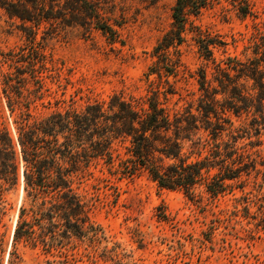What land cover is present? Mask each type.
<instances>
[{
  "label": "rangeland",
  "instance_id": "1",
  "mask_svg": "<svg viewBox=\"0 0 264 264\" xmlns=\"http://www.w3.org/2000/svg\"><path fill=\"white\" fill-rule=\"evenodd\" d=\"M247 1L252 11L247 17L232 0H212L195 20L204 32L226 43L215 49L220 62L254 57L257 29L264 28V0ZM176 2L98 0L105 22L118 32L114 42L90 24L42 26L38 40L45 38L51 62L44 87L31 96L34 118L81 112L96 101L108 103L115 94L142 102L154 92H160L172 113L192 110L200 116V70H207L213 87L218 84L215 66L201 58L191 34L181 48L183 67L176 78L147 75L156 62L154 47L172 27ZM24 43L20 20L1 12L0 69L14 70L3 65L2 55ZM28 88L34 91L36 86L31 83ZM19 113H11L0 76V134L8 129L16 138L14 121ZM225 117L231 123L222 141L236 137L239 153L251 167L239 179L227 181L228 190L219 196L210 194L205 184L196 186L192 196L159 189L147 173L129 178L117 172L118 160L114 167L100 160L79 172L74 188L101 228L98 243L87 237H74L54 249L16 243L21 211L33 203L25 196L22 179L15 188L0 182V264H11L13 258L16 264H264V114L236 116L227 111ZM127 146L116 145L123 159L128 157Z\"/></svg>",
  "mask_w": 264,
  "mask_h": 264
},
{
  "label": "trees",
  "instance_id": "2",
  "mask_svg": "<svg viewBox=\"0 0 264 264\" xmlns=\"http://www.w3.org/2000/svg\"><path fill=\"white\" fill-rule=\"evenodd\" d=\"M232 2L243 17L252 14L247 0ZM211 3L177 0L172 27L154 47L156 62L147 74L176 78L183 67L181 48L191 34L201 58L215 66L214 82L218 84L213 87L207 70H200V116L192 110L172 113L161 101L160 92H154L142 102L115 94L108 103L96 101L81 112L58 111L35 119L31 96L44 87L51 62L45 38L38 40L42 26L90 24L113 42L119 35L105 22L98 0H0V14L20 20L25 37L21 47L2 55L3 65L14 70L0 69L9 109L11 113L20 110L14 121L16 138L8 129L0 134V182L15 188L22 179L25 196L33 203L29 210L23 207L21 211L16 243L42 244L47 249L64 246L74 237L98 243L101 228L74 188V179L100 160L110 167L118 160L116 171L123 176L147 173L159 189L184 191L188 196L202 184L214 197L219 196L228 190L227 181L250 170L246 157L239 153L237 138L228 142L222 138L231 123L225 117L227 111L236 116L251 111L264 114V28L257 29L253 58L220 62L215 49L226 43L195 23ZM31 83L36 86L34 91L28 88ZM118 143L128 144L126 159L121 157ZM11 264H16L14 258Z\"/></svg>",
  "mask_w": 264,
  "mask_h": 264
}]
</instances>
